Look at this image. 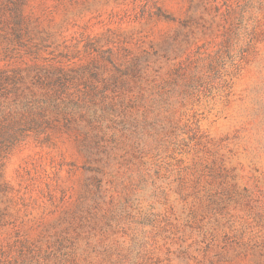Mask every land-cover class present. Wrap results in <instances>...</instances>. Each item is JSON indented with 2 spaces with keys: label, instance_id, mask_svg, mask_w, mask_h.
Segmentation results:
<instances>
[{
  "label": "rangeland",
  "instance_id": "1",
  "mask_svg": "<svg viewBox=\"0 0 264 264\" xmlns=\"http://www.w3.org/2000/svg\"><path fill=\"white\" fill-rule=\"evenodd\" d=\"M0 264H264V0H0Z\"/></svg>",
  "mask_w": 264,
  "mask_h": 264
}]
</instances>
